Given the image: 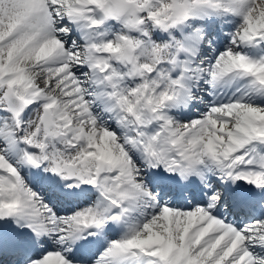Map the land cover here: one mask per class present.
<instances>
[{
  "label": "snow or ice",
  "instance_id": "1",
  "mask_svg": "<svg viewBox=\"0 0 264 264\" xmlns=\"http://www.w3.org/2000/svg\"><path fill=\"white\" fill-rule=\"evenodd\" d=\"M0 264H264V0H0Z\"/></svg>",
  "mask_w": 264,
  "mask_h": 264
}]
</instances>
